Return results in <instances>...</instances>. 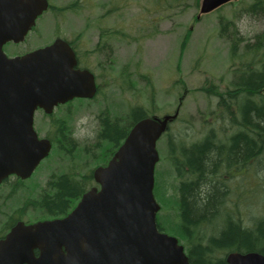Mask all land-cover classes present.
Masks as SVG:
<instances>
[{
  "label": "water",
  "instance_id": "1",
  "mask_svg": "<svg viewBox=\"0 0 264 264\" xmlns=\"http://www.w3.org/2000/svg\"><path fill=\"white\" fill-rule=\"evenodd\" d=\"M236 1L201 0L197 19ZM48 8V0H0V184L12 174L29 178L51 150L34 130L38 108L52 113L96 94L94 75L76 69L63 39L21 57L5 54L4 45L24 42ZM177 116L138 121L108 165L95 170L100 191L87 192L64 219L19 223L0 242V264H190L178 239L159 230L154 194L157 144ZM227 263L264 264V255L231 253Z\"/></svg>",
  "mask_w": 264,
  "mask_h": 264
},
{
  "label": "rangeland",
  "instance_id": "2",
  "mask_svg": "<svg viewBox=\"0 0 264 264\" xmlns=\"http://www.w3.org/2000/svg\"><path fill=\"white\" fill-rule=\"evenodd\" d=\"M241 1L203 15L196 22L200 6L195 0H50L57 12L48 11L39 17L20 52L46 46L58 37L73 40L81 52L89 51L91 58L86 63L97 76L99 93L94 108L77 116L74 132L81 142L94 140L97 116L103 108L112 117H121L142 107L161 119L178 112L168 136L175 141L174 146L195 143L207 135L206 123L213 122L207 116L217 109V97L202 89L218 86L225 91L232 87L234 73L238 71V77L248 74L235 67L243 60L245 42H254L255 36L264 32L263 14L242 11L251 0ZM226 23H234L236 38L244 40L235 58L231 57L230 41L220 34ZM85 26L89 29L83 45ZM233 30L229 27L226 34L231 36ZM188 31L191 34L187 37ZM100 48H105L101 55ZM129 76H134V83ZM157 148L161 160L156 178L164 184L170 170L166 155L172 150L166 136ZM97 166L91 163L90 168ZM250 180L244 185L252 192ZM243 201L241 198L240 203ZM246 205L250 209L247 220L264 214V207L251 202L241 205L242 215ZM221 256L224 254H218Z\"/></svg>",
  "mask_w": 264,
  "mask_h": 264
},
{
  "label": "trees",
  "instance_id": "3",
  "mask_svg": "<svg viewBox=\"0 0 264 264\" xmlns=\"http://www.w3.org/2000/svg\"><path fill=\"white\" fill-rule=\"evenodd\" d=\"M200 1L195 0L197 7ZM77 5L75 2L74 7ZM242 11L262 13L264 16V0H251ZM195 21H199L197 17ZM229 27H234L231 36L226 34ZM190 34L188 31L187 37ZM220 34L231 43V57H238L239 46L244 40L236 38L234 23L222 25ZM186 43L182 46L183 52ZM243 49V60L235 69L242 68L248 74L238 77V71L234 73L232 87L225 91L218 86L202 89L217 97V109L207 116L213 120L210 124L206 123L209 129H206L207 135L198 142H182L178 146H174L175 141L170 134L168 136L172 124L164 135L172 150L166 155L170 170L165 183H156L155 193L163 205L158 225L162 231L180 239L192 264H226L225 254L232 251L264 255V214L247 220L250 209L246 205V213L244 211L242 215L241 211V205H250L251 202H258V206L264 207V177L261 178L264 174V32L255 36L254 42H245ZM131 77L134 76H129L130 82L134 83ZM89 106L94 108L93 101ZM130 111L125 116L112 117L103 108L97 116L94 140L88 142L86 148V145L76 149L72 146L71 152L74 153L69 152L70 156L73 159L82 158L83 152L88 151L94 166L106 163L131 128L138 121L152 117L151 112L142 107ZM65 147L70 148L67 144ZM65 147L63 145V150L59 151L64 159L68 158ZM238 161L239 165L245 163L246 170L241 168L235 173L231 167ZM248 179L253 185L252 192L244 185ZM90 180L93 181L92 176ZM84 185L76 175L72 180L61 178L55 191L50 190L51 185L48 187L47 196L26 193V203L29 196H33L49 212L63 213L67 201L76 199ZM236 195L238 198L235 200ZM241 198L244 200L242 203ZM218 254L224 256L218 257Z\"/></svg>",
  "mask_w": 264,
  "mask_h": 264
},
{
  "label": "flooded vegetation",
  "instance_id": "4",
  "mask_svg": "<svg viewBox=\"0 0 264 264\" xmlns=\"http://www.w3.org/2000/svg\"><path fill=\"white\" fill-rule=\"evenodd\" d=\"M48 11H56L55 7L50 3ZM85 1V0H83ZM84 29L86 30L84 32ZM83 29V41L82 44H85V40L87 39V30L89 27H84ZM89 32V31H88ZM101 34V30L98 31ZM61 38V37H58ZM56 38V39H58ZM55 39V40H56ZM65 40L69 46L72 48L76 55L77 59V70L81 71H90L95 77L96 83V94L92 98H74L73 100L68 101L65 104H59L54 107L52 113L45 112L44 109L38 108L35 111L34 116V130L36 131L39 140H46L51 144V150L48 156L43 159L40 164L37 166L33 174L29 178H21L16 174H12L5 178L0 184V242L6 238V236L19 224L24 223L26 226L35 225L37 223L46 222V221H55L58 219H64L67 217L79 204L83 196L92 189L100 191V185L96 183L94 180V171L98 167H94L93 169L90 168V155L89 152H83L84 155L81 158H74L72 155L70 156L71 147L78 148V146H85L88 147V142L82 139V142L75 136L74 127L77 124V116L80 113H87L90 111V101H94L95 98L98 96L99 93V85L97 83V76L93 73L92 67L89 66L86 61L90 57L89 51L86 50L85 52H81L80 48L76 46L75 42L70 39L61 38ZM55 40L50 42L48 45H51ZM25 43V42H24ZM24 43H7L4 45L3 50L5 54L9 58L23 56L33 50H28L25 53H21L20 46ZM101 44V42H98ZM46 45V46H48ZM43 46V47H46ZM40 47V48H43ZM107 46L105 45V48ZM11 48V50L9 49ZM37 48V49H40ZM105 48H100L98 50V54L101 55L104 53ZM57 120V121H56ZM65 144L70 146L68 149L65 147ZM122 144V143H121ZM66 148L67 157L66 159L63 158V154L60 153V149L62 147ZM121 145H119L116 151L119 149ZM116 151L113 153L112 156L108 159V161L104 164L99 166H106L109 160L115 155ZM65 152V151H64ZM74 153V152H71ZM81 158V159H80ZM83 161V162H82ZM65 162V163H63ZM243 163V162H242ZM240 162H236L235 165H232V169L235 173L240 172L241 170L245 169L243 163L239 165ZM246 170V169H245ZM75 175L78 179H81L83 183H85L83 191H81L80 195L76 199H71L67 201L66 209L63 213L58 212H49L46 208H42V203L39 200H34L33 196H29V201L26 203V193H31L32 195L42 194L43 196H47L48 190L51 185L50 190L56 189V185L61 178H67L68 180H72L75 178ZM93 177V181L91 182L90 177ZM56 194V193H55ZM155 197L158 203L161 206L160 214L163 213V205L160 198L156 195ZM158 214V217L160 216ZM159 224V218H158ZM159 228V225H158ZM161 232L167 233L171 236H175L170 234L167 231ZM176 237V236H175ZM178 238V237H177ZM179 239V238H178ZM180 240V239H179ZM185 247V246H184ZM186 250V247H185ZM237 252V251H232ZM231 253V252H229ZM227 253V255L229 254ZM40 252L35 251V256L39 257ZM186 254H189L186 250ZM226 255V256H227ZM190 262V258H189ZM225 262L227 264V260L225 258ZM190 264H192L190 262Z\"/></svg>",
  "mask_w": 264,
  "mask_h": 264
}]
</instances>
